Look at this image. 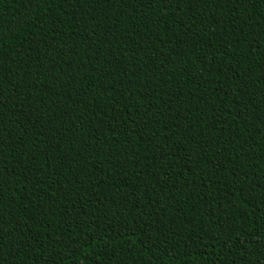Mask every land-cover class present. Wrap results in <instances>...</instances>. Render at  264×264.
Wrapping results in <instances>:
<instances>
[{
  "label": "trees",
  "instance_id": "trees-1",
  "mask_svg": "<svg viewBox=\"0 0 264 264\" xmlns=\"http://www.w3.org/2000/svg\"><path fill=\"white\" fill-rule=\"evenodd\" d=\"M262 77L264 0H0V264H264Z\"/></svg>",
  "mask_w": 264,
  "mask_h": 264
},
{
  "label": "snow or ice",
  "instance_id": "snow-or-ice-1",
  "mask_svg": "<svg viewBox=\"0 0 264 264\" xmlns=\"http://www.w3.org/2000/svg\"><path fill=\"white\" fill-rule=\"evenodd\" d=\"M157 3H161L163 5V7L165 5H168L169 3H180L182 2V0H156ZM192 3H208L209 0H191ZM226 3H238L240 5L244 4L245 0H225ZM262 79H264V77H262ZM0 96H2V93H0ZM3 99H0V106L4 107L3 105ZM5 132V126L0 123V145H2L4 143L3 140V133ZM2 222H3V216L0 215V233L3 232V228H2ZM10 235V234H9ZM3 245L0 244V248H2Z\"/></svg>",
  "mask_w": 264,
  "mask_h": 264
}]
</instances>
